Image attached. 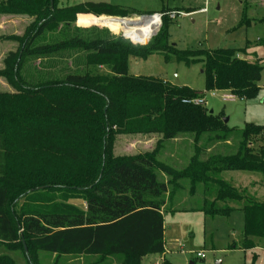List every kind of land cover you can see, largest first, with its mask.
Here are the masks:
<instances>
[{"label": "trees", "instance_id": "obj_1", "mask_svg": "<svg viewBox=\"0 0 264 264\" xmlns=\"http://www.w3.org/2000/svg\"><path fill=\"white\" fill-rule=\"evenodd\" d=\"M254 1L244 0L237 28L264 23L255 15ZM162 12V28L148 42L131 32L116 36L106 28L81 27L132 13L121 5L0 0V14L33 18L22 35L0 36V41L19 44L0 70L16 90L0 92V264H24L8 254L16 247L26 264H36L39 250L57 257H113L120 264L165 256L164 211L183 179L193 189L203 185L200 209L206 215L244 212L243 249H254V238L264 239V201L222 177L235 170L264 175V124L247 123L236 152L213 153V146L229 143L234 128L222 113L183 102L211 90L256 98L264 60L242 56L248 44L179 49L170 42L169 13ZM125 20L112 18L115 26L145 38L161 26H132ZM50 34L56 37L48 39ZM155 53L168 62H201L205 90L129 71L132 58L146 60ZM60 57L72 59L76 69L37 83L22 74L28 58ZM118 134L157 135L159 140L152 151L115 155ZM181 137H191L195 152L184 168L176 169L159 155L168 141ZM158 171L168 180H161ZM162 264L175 263L164 257Z\"/></svg>", "mask_w": 264, "mask_h": 264}, {"label": "rangeland", "instance_id": "obj_2", "mask_svg": "<svg viewBox=\"0 0 264 264\" xmlns=\"http://www.w3.org/2000/svg\"><path fill=\"white\" fill-rule=\"evenodd\" d=\"M88 1H105L129 8L132 13L125 16L128 19L145 15L158 17L161 26L157 34L162 28L164 15L162 9L165 8L171 21L170 42L176 44L179 49L240 47L246 36L252 42L257 37L264 38V23L253 25L248 29L237 28L243 14L244 0H164V2L162 0H59V4L61 7H65ZM254 2L257 4L255 15L264 17V0H255ZM186 11L191 12L187 14ZM4 16L10 15L0 14V36L4 34L22 35L27 25L33 21V18L24 16L10 18ZM75 24L78 25V21ZM94 26L106 28L116 36H121L123 33H135L143 41L151 40L157 35L145 38L137 31L123 29L119 25L115 26L114 22H100L98 25L81 27L93 28ZM54 37L56 36L50 34L48 39ZM254 44L247 49V53L249 55L256 54L264 60V44ZM18 46V42L13 40L0 41V70L5 66V57L11 50H17ZM75 69L76 63L70 58H28L22 69V74L26 80L37 83L41 80L64 77L65 74ZM130 71L135 75L155 76L167 79L176 85H186L199 91L205 90V77L201 62L192 64L168 62L162 53H155L146 60L132 58ZM260 84L264 86V74ZM15 91L6 78L0 76V92ZM206 98V106L209 110H214L218 114L222 113L224 118H229L228 125L234 128L229 143L213 146V153L236 152L241 141L243 127L251 122L264 124V87L254 99L224 101L220 95L212 97L210 94H207ZM158 140L157 135L118 134L114 154L133 155L152 151L157 147ZM194 152L191 137H181L166 143L160 151L159 160L176 169H182L188 164ZM210 153L207 152V154ZM158 176L161 180H168L162 172L158 171ZM222 177L234 183L239 189L248 188L259 200L264 201V175L262 173L235 170L225 171ZM204 199L203 185L199 184L193 189L192 183L188 179L180 181V187L164 211L165 256L149 255L144 259V264H150L157 259L156 263L162 264L164 257L175 264H190L193 260H196L197 264H215L217 261H221L222 264H250L254 260L256 264H264V239L254 238L257 243L254 249L246 250L241 247L244 212L236 209L229 216L212 217L200 209ZM72 202L83 208L86 206L82 200H73ZM230 204L236 208L240 206L239 202ZM234 244L237 246L234 247ZM13 249L8 254L16 258V261L26 264L22 250L19 247ZM199 252L204 253V258L197 256ZM36 258V264H120L119 260L113 257L106 259L90 255L57 257L41 250L36 252Z\"/></svg>", "mask_w": 264, "mask_h": 264}, {"label": "built area", "instance_id": "obj_3", "mask_svg": "<svg viewBox=\"0 0 264 264\" xmlns=\"http://www.w3.org/2000/svg\"><path fill=\"white\" fill-rule=\"evenodd\" d=\"M207 94H210L212 97H216L217 95H220L224 101H230V100L234 101L238 99L245 100L243 97H238L229 91L211 90V91H205L203 96L190 98V99H184L183 102L186 104L207 105V98H206ZM197 256L199 258H204L205 255L204 253L199 252Z\"/></svg>", "mask_w": 264, "mask_h": 264}, {"label": "crops", "instance_id": "obj_4", "mask_svg": "<svg viewBox=\"0 0 264 264\" xmlns=\"http://www.w3.org/2000/svg\"><path fill=\"white\" fill-rule=\"evenodd\" d=\"M163 2H164V0H162ZM58 3H59V0H58ZM59 6H60V4H59ZM61 7V6H60ZM191 11H186V13L187 14H189ZM4 17H6V16H4ZM10 17H17V16H7L6 18H10ZM79 25V24H78ZM240 28H245V27H240ZM239 28V29H240ZM245 29H248V28H245ZM246 34H247V31H246ZM4 35H7V34H4ZM264 40V38L263 37H257V39L254 41V42H252V41H250L249 39H248V37L246 36V38L244 39V42H243V45L242 46H240V47H226V48H236V49H238V48H244V47H246L247 46V44L249 45L248 46V48H250L251 46H253V45H255L254 43H256L257 45L258 44H262V41ZM249 42V43H248ZM264 44V43H263ZM247 48V49H248ZM208 49H211V48H208ZM242 56H244V57H246V58H255V57H259L258 55H256V54H254V55H249L248 53H247V51H246V53L245 54H242ZM260 58V57H259ZM129 71H130V68H129ZM131 72V71H130ZM134 75H135V73H134ZM165 80H167V79H165ZM167 81H169V80H167ZM170 82V81H169ZM261 86H262V88L264 87L262 84H261ZM72 203H74V204H76L75 202H72ZM77 205V204H76ZM233 246H237V245H233ZM256 248V247H255ZM146 257H148V256H146ZM145 257V258H146ZM144 258V259H145ZM158 261V259L157 260H155V261H152V262H150V264H157L156 262ZM143 263H144V260H143Z\"/></svg>", "mask_w": 264, "mask_h": 264}, {"label": "bare ground", "instance_id": "obj_5", "mask_svg": "<svg viewBox=\"0 0 264 264\" xmlns=\"http://www.w3.org/2000/svg\"><path fill=\"white\" fill-rule=\"evenodd\" d=\"M110 21L113 22L112 18L110 19ZM159 22L160 19L158 17H145V16L126 19L125 21H123L124 24L132 25V26H155L158 25Z\"/></svg>", "mask_w": 264, "mask_h": 264}, {"label": "water", "instance_id": "obj_6", "mask_svg": "<svg viewBox=\"0 0 264 264\" xmlns=\"http://www.w3.org/2000/svg\"><path fill=\"white\" fill-rule=\"evenodd\" d=\"M153 15H145V17H152ZM108 17H111V18H116V19H128L127 17H114V16H108ZM96 25V24H95ZM157 34V33H156ZM155 34V35H156ZM150 41V40H149ZM214 112V110H211V113H213ZM224 121L226 122V123H228V121H229V118H224ZM190 264H196L194 261H191L190 262ZM215 264H222V262L221 261H217Z\"/></svg>", "mask_w": 264, "mask_h": 264}]
</instances>
